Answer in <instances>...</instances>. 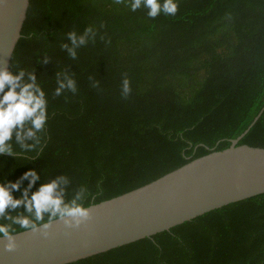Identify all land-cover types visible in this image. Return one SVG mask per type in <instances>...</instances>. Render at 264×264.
Returning a JSON list of instances; mask_svg holds the SVG:
<instances>
[{
  "label": "trees",
  "instance_id": "16d2710c",
  "mask_svg": "<svg viewBox=\"0 0 264 264\" xmlns=\"http://www.w3.org/2000/svg\"><path fill=\"white\" fill-rule=\"evenodd\" d=\"M157 2L30 0L8 72L45 118L0 152L14 198L34 172L29 195L63 177L66 200L107 201L228 148L264 108V0ZM239 145L264 148V111ZM72 264H264V194Z\"/></svg>",
  "mask_w": 264,
  "mask_h": 264
},
{
  "label": "water",
  "instance_id": "95a60500",
  "mask_svg": "<svg viewBox=\"0 0 264 264\" xmlns=\"http://www.w3.org/2000/svg\"><path fill=\"white\" fill-rule=\"evenodd\" d=\"M30 0H0V71L9 70L21 38ZM221 151L191 160L180 168L118 197L90 205L79 226L53 221L48 235L22 231L17 248L5 251L0 264H72L100 255L264 194V148L239 145L255 125Z\"/></svg>",
  "mask_w": 264,
  "mask_h": 264
},
{
  "label": "clouds",
  "instance_id": "9594fccd",
  "mask_svg": "<svg viewBox=\"0 0 264 264\" xmlns=\"http://www.w3.org/2000/svg\"><path fill=\"white\" fill-rule=\"evenodd\" d=\"M139 2L140 0H137L133 7L139 6ZM145 3L151 9L150 15H156L161 8L157 0H145ZM163 8L168 12L175 10L170 0L163 4ZM22 77L23 73L13 76L7 71H0V152L10 151L6 142L11 139L13 129H16V139L19 141L21 130L28 121H31L34 128L39 129L45 118L43 93L39 89L34 90L31 83H21ZM33 134L31 129L25 132L27 137H32ZM29 176L32 179L28 188L19 198L12 195L13 190L19 189V183L11 184L10 187L0 185V239L7 241L3 245L5 251H14L17 248L15 236L22 231L39 230L42 235L47 236V230L53 221L62 220L66 226L74 227L87 221L90 216V206L83 203L84 189H80L71 199L66 200L67 181L58 177L42 183L29 195V189L38 179L34 172L25 173L22 179ZM20 208H23V213L17 211L16 215L10 214L9 210L16 211Z\"/></svg>",
  "mask_w": 264,
  "mask_h": 264
}]
</instances>
